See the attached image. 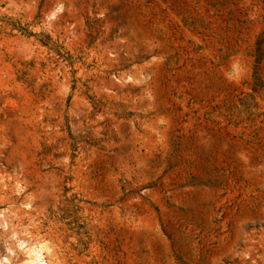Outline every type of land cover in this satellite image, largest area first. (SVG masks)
Masks as SVG:
<instances>
[{
  "label": "rangeland",
  "instance_id": "rangeland-1",
  "mask_svg": "<svg viewBox=\"0 0 264 264\" xmlns=\"http://www.w3.org/2000/svg\"><path fill=\"white\" fill-rule=\"evenodd\" d=\"M33 245L264 264V0H0V264Z\"/></svg>",
  "mask_w": 264,
  "mask_h": 264
},
{
  "label": "bare ground",
  "instance_id": "bare-ground-1",
  "mask_svg": "<svg viewBox=\"0 0 264 264\" xmlns=\"http://www.w3.org/2000/svg\"><path fill=\"white\" fill-rule=\"evenodd\" d=\"M22 243H23V241L21 242V244ZM28 254L30 255L29 264H47V261H46L42 247L37 246V245L36 246L35 245L28 246ZM1 261H2V259H1Z\"/></svg>",
  "mask_w": 264,
  "mask_h": 264
}]
</instances>
